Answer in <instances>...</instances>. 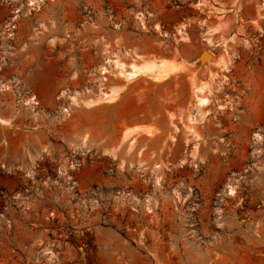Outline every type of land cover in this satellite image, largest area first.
Instances as JSON below:
<instances>
[{
    "label": "rangeland",
    "instance_id": "obj_1",
    "mask_svg": "<svg viewBox=\"0 0 264 264\" xmlns=\"http://www.w3.org/2000/svg\"><path fill=\"white\" fill-rule=\"evenodd\" d=\"M0 120V264H264V0H0Z\"/></svg>",
    "mask_w": 264,
    "mask_h": 264
},
{
    "label": "bare ground",
    "instance_id": "obj_2",
    "mask_svg": "<svg viewBox=\"0 0 264 264\" xmlns=\"http://www.w3.org/2000/svg\"><path fill=\"white\" fill-rule=\"evenodd\" d=\"M203 5V3H200ZM59 16V15H58ZM211 54V53H210ZM209 56V54L207 53ZM185 67V64L183 63H175V62H168V61H143V62H138L137 60L133 59V62L131 63H124L118 59L109 61L108 66H103L101 69V73L103 75H106L107 73H110L109 69H112L116 71L117 75L124 79L126 83H130L132 80H135L138 77L141 76H150L152 79H154L156 82H161L163 80H166L168 77L171 75L182 71ZM107 80V79H106ZM125 86L122 87H111L107 91L101 90L100 96L98 101H103V102H113L119 95V92L124 88ZM197 92L202 93L204 92V86L199 87L197 89ZM73 102H75V99L73 98ZM96 102V101H95ZM93 100L87 103L88 105L95 103ZM210 100L206 97H199L197 96V106L199 109L202 107H205L209 105ZM200 113V112H199ZM197 115V114H196ZM193 115L189 118V125H188V130H192V124L197 122V116ZM201 116V115H200ZM2 123H6L3 120H0ZM133 130V129H132ZM131 129L124 131L122 138L123 140H126L131 136ZM134 132H145L147 134H151L150 131L144 129V128H139L137 127ZM134 139L132 140V142ZM236 192L234 191V188L230 189V194L233 195Z\"/></svg>",
    "mask_w": 264,
    "mask_h": 264
},
{
    "label": "water",
    "instance_id": "obj_3",
    "mask_svg": "<svg viewBox=\"0 0 264 264\" xmlns=\"http://www.w3.org/2000/svg\"><path fill=\"white\" fill-rule=\"evenodd\" d=\"M203 54H205V51L203 52ZM203 54H202V56H203Z\"/></svg>",
    "mask_w": 264,
    "mask_h": 264
}]
</instances>
